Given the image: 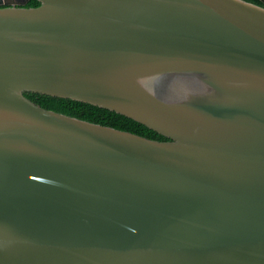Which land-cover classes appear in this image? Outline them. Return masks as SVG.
Segmentation results:
<instances>
[{"label": "water", "instance_id": "1", "mask_svg": "<svg viewBox=\"0 0 264 264\" xmlns=\"http://www.w3.org/2000/svg\"><path fill=\"white\" fill-rule=\"evenodd\" d=\"M25 1L0 0V264H264V6Z\"/></svg>", "mask_w": 264, "mask_h": 264}, {"label": "trees", "instance_id": "2", "mask_svg": "<svg viewBox=\"0 0 264 264\" xmlns=\"http://www.w3.org/2000/svg\"><path fill=\"white\" fill-rule=\"evenodd\" d=\"M248 1L264 6V3L261 0ZM36 3L37 0H27L25 2V5H34ZM25 94L32 98L35 102L46 108H50L56 111H60L69 115L98 122L101 124L111 125L116 128L125 129L146 137L156 139L165 138L161 134L146 127L138 121L121 113L107 109L105 107L97 106L76 99H71L68 97L49 95L39 92H25Z\"/></svg>", "mask_w": 264, "mask_h": 264}, {"label": "flooded vegetation", "instance_id": "3", "mask_svg": "<svg viewBox=\"0 0 264 264\" xmlns=\"http://www.w3.org/2000/svg\"><path fill=\"white\" fill-rule=\"evenodd\" d=\"M26 1H27V0H26ZM26 1H25V2H26Z\"/></svg>", "mask_w": 264, "mask_h": 264}]
</instances>
